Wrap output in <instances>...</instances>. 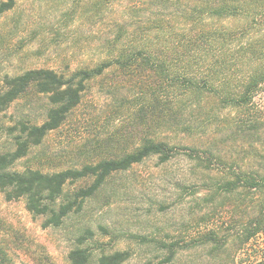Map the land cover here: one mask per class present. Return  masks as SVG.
Instances as JSON below:
<instances>
[{
    "label": "trees",
    "instance_id": "16d2710c",
    "mask_svg": "<svg viewBox=\"0 0 264 264\" xmlns=\"http://www.w3.org/2000/svg\"><path fill=\"white\" fill-rule=\"evenodd\" d=\"M18 1L0 0V16ZM109 3L112 19L101 40L100 50L107 55L103 60L69 72L32 68L3 79L0 114L24 99L45 100L46 113L42 124L26 115L7 128L13 147L0 153V191L7 201L24 199L30 213L45 218V227H59L72 213L81 212L114 174L150 158L166 164L179 153L167 140L143 137L145 126L153 123L190 136L200 124L211 125L219 112L231 110L235 130L213 136L214 143L205 148L193 144L182 149L205 170H212L216 161H229L230 179L217 181L220 185L210 197L223 196L220 191L236 195L237 256L264 240V105L258 103L264 93V0ZM113 72L119 77L110 94L117 105L132 98L139 101L132 129L140 141L133 151L100 156L98 143L93 151L89 145L81 148L79 155L86 160L80 167L56 172L13 169L68 122L95 82ZM111 105L117 109L116 103ZM80 182L84 184L70 189ZM130 257L127 250L116 251L100 256L97 264H124ZM69 259L90 264L91 253L78 247ZM0 264H10L1 247Z\"/></svg>",
    "mask_w": 264,
    "mask_h": 264
},
{
    "label": "rangeland",
    "instance_id": "374dc122",
    "mask_svg": "<svg viewBox=\"0 0 264 264\" xmlns=\"http://www.w3.org/2000/svg\"><path fill=\"white\" fill-rule=\"evenodd\" d=\"M97 1L20 0L1 15L0 89L5 76L28 69L69 72L103 60L107 55L100 50L101 40L112 16L109 0L99 1V7ZM118 77L113 72L95 82L68 122L13 169L56 172L80 167L86 160L79 155L81 148L89 145L93 151L98 143L100 156L133 151L140 141L132 129L139 101L117 105L110 91ZM45 103L24 99L0 114V153L13 147L7 128L20 118L30 115L35 123L44 122ZM258 103L264 105V93ZM233 113L219 112L211 125L200 124L190 136L153 123L145 126L143 137L167 140L179 153L166 164L150 158L114 174L81 212L59 227H45V218L30 213L24 199L7 201L0 191V247L10 264H72L69 255L78 247L89 250L90 264H97L103 254L125 250L131 257L124 264H264V240L236 256V195L220 191L223 196L210 197L220 185L217 181L230 179L229 161H214L213 169L205 170L182 149L193 144L205 148L214 143L213 136L228 135L236 128Z\"/></svg>",
    "mask_w": 264,
    "mask_h": 264
}]
</instances>
